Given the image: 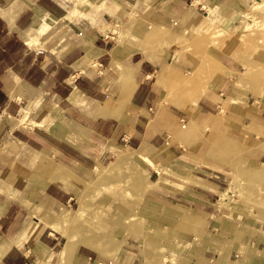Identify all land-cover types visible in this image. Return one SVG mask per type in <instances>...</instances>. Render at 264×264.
Masks as SVG:
<instances>
[{
  "label": "crops",
  "instance_id": "obj_1",
  "mask_svg": "<svg viewBox=\"0 0 264 264\" xmlns=\"http://www.w3.org/2000/svg\"><path fill=\"white\" fill-rule=\"evenodd\" d=\"M194 1L0 0V106L20 123L23 117L40 122L18 127L4 118L0 145L11 135L31 147L48 145L87 174L112 162L122 146L143 149L136 163L153 184L145 194L162 205L156 222L164 227L163 249L131 242L98 264H264V217L242 223L219 203L228 192L226 172L203 171L193 175L196 183L171 172L182 158L184 110L163 85L183 66L168 60L174 51L165 43L200 16L204 5ZM69 197L56 181L17 193L1 183L0 264L47 256L53 264L59 251L75 247L79 257L91 258L95 249L61 241L64 234L41 221L44 205Z\"/></svg>",
  "mask_w": 264,
  "mask_h": 264
},
{
  "label": "rangeland",
  "instance_id": "obj_2",
  "mask_svg": "<svg viewBox=\"0 0 264 264\" xmlns=\"http://www.w3.org/2000/svg\"><path fill=\"white\" fill-rule=\"evenodd\" d=\"M198 1L193 6L204 5L200 16L173 30L165 43L174 51L168 60L183 66L163 85L164 95L184 110L178 137L182 158L171 172L182 183H196L194 176L203 171L226 172L223 191L228 192L220 194L221 207L237 221L255 223L258 215L264 217V0ZM118 33L120 27L113 30ZM4 118L18 127L40 124L25 118L20 123L0 106V122ZM142 152L122 146L112 162L87 174L48 145L31 147L11 135L0 145V184L17 193L19 187L28 190L35 182L50 185L54 180L69 191L70 197L57 206L42 207L41 221L61 231V241L67 237L69 245L81 242L96 253L85 260L76 247L62 250L53 264H98L101 256L131 242H149V248L157 242L163 249L164 227L156 222L162 205L145 194L153 184L136 163ZM34 264H50L49 257Z\"/></svg>",
  "mask_w": 264,
  "mask_h": 264
},
{
  "label": "bare ground",
  "instance_id": "obj_3",
  "mask_svg": "<svg viewBox=\"0 0 264 264\" xmlns=\"http://www.w3.org/2000/svg\"><path fill=\"white\" fill-rule=\"evenodd\" d=\"M24 121H25V120H24V117H23V118L21 119V123H25ZM53 181H54V180H53ZM53 181H52V182H53Z\"/></svg>",
  "mask_w": 264,
  "mask_h": 264
}]
</instances>
